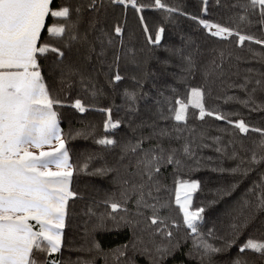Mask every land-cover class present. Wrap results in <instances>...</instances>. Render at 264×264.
Returning <instances> with one entry per match:
<instances>
[{"label":"snow or ice","instance_id":"6c2138e0","mask_svg":"<svg viewBox=\"0 0 264 264\" xmlns=\"http://www.w3.org/2000/svg\"><path fill=\"white\" fill-rule=\"evenodd\" d=\"M202 3L206 15L208 0ZM52 4L53 0H0V264H62L52 256L63 247L68 202L78 196L71 189L72 177L80 173L111 176L117 191L87 208L85 214L94 222L86 227L84 243L77 249L83 255L69 264H96L98 257L104 264H137V256L147 264H168L169 260L173 264H264V127L252 125L239 111L222 108L238 105L249 113L264 112V0H233L229 19L234 26L191 17L211 37L235 38L238 48L247 42L246 56L224 48L206 55L183 37L180 46L164 49L168 55L157 58V63L163 74L185 87L186 100L178 97L176 87L169 88L172 96L159 89L153 96L155 82L145 91L150 79L159 78L157 73L145 70L135 50L125 45L124 27L116 24L109 30L100 20L106 5L131 7L137 13L152 8L166 13V18L184 15L180 8L166 0L150 4L87 0L86 5L56 8ZM86 14L90 18L85 24ZM49 16L62 21L47 27L49 36L60 39L68 52L75 49L74 59L67 63L65 51L41 43ZM140 21L148 34L142 15ZM252 28L260 35L245 31ZM164 31L159 27L154 37L147 35L148 43L160 46ZM48 52L57 54L54 70L59 71L62 84L70 87L78 79L92 101L117 94L123 101L119 108L124 116L114 120L112 107L75 100L72 107L80 113L106 114L105 135L97 138L92 125L69 133L70 138H93L102 149L87 155L80 165L71 162L60 128L55 109L62 101L52 94L41 73L39 58ZM122 61L136 65L140 74L131 77L135 88L121 91ZM207 118L225 126L205 128L189 122ZM122 127L127 131L117 138L115 130ZM227 160L238 163L225 168ZM96 161L100 166L93 167ZM201 170L233 177L213 190L214 199L207 206L230 197L244 179L257 173L226 212L227 223L219 228L213 223L205 230L206 207L193 208L201 181L190 177ZM99 204L105 211H97ZM108 222L114 228L130 229L131 236L126 243L105 250L96 233L109 231ZM234 247L238 251L233 257L229 254Z\"/></svg>","mask_w":264,"mask_h":264},{"label":"trees","instance_id":"16d2710c","mask_svg":"<svg viewBox=\"0 0 264 264\" xmlns=\"http://www.w3.org/2000/svg\"><path fill=\"white\" fill-rule=\"evenodd\" d=\"M140 2L150 4L152 0H140ZM166 2L171 6L180 8L185 14H175L166 18V13L152 8H146L142 13H137L131 7L125 9L121 5H106V9L101 14L100 20L109 30L116 24L124 27L123 39L125 45L135 50L136 58L144 62L142 67L145 68V70L157 73L159 78L156 79L154 77L150 79L145 84V91L153 88V82H155L156 88L153 89V96L157 95V89L164 91L165 95L172 96L169 88L176 87L178 88V97L186 100L187 92L185 87L177 84L171 75L163 74L161 65L157 63V58L162 60L168 55L164 50L165 48L180 46L182 43L181 38L183 37L185 40L190 38L194 41L196 45L201 47L206 55L212 49L224 48L233 50L236 54L246 56L248 55L247 47L249 45L246 42L244 48H238L235 44V38H232L231 41H223L211 37L207 33V30L203 29L196 20L191 19V17L195 16L222 25L234 26L229 19L233 12L230 8L233 0H219V4L217 0H208V11L206 15L202 11L204 7L202 0H166ZM61 4L76 7L77 5H86L87 0H53L52 7L56 8ZM141 15L143 16L144 24H146L149 29L148 34L145 33L144 26L141 24ZM89 18L90 14H86L84 17L85 24ZM53 23H62V21L54 20L51 16L46 19L45 29L42 30L41 33V43H47L52 47L65 51V63H67L69 60L74 59L75 49L73 52H68L60 39L49 36L47 27ZM159 27H163L165 31L160 46L156 47L148 43L147 35L150 34L154 37ZM245 31L255 33L257 36L260 35L257 28L245 29ZM250 46L254 49L260 48V46L255 44H251ZM56 62L57 54L53 52H48L39 58L41 73L45 83L48 85L52 94L62 101V104L56 106L55 110L58 112L63 137L67 141L66 147L69 150L71 162L74 165H80L87 155L100 153L102 149L93 142V138H70L69 133L74 135L75 130L86 125H92L95 128V135L97 138L105 135L103 124L106 119V114L96 110L80 113L72 107L75 100L81 99L85 104L94 103L98 108L112 107V118L114 120L121 119L124 116L123 109L119 108L123 101L118 94L115 96L108 95L96 101H92L82 90L78 79L71 81L70 87L67 83L62 84L59 71L54 70ZM120 73L125 76V79L119 86L121 91L124 88L132 89L136 87L135 82L131 79L133 75L140 74V70L136 65L122 61ZM192 83L195 85L196 81L194 80ZM175 98L176 97H173V100ZM209 103L218 102L210 101ZM222 108L224 111H239L241 116L252 125L264 127V112L249 113L246 109H242L238 105H222ZM191 111L190 109V112ZM239 118L238 116L233 117V119ZM189 122L205 128L209 126H225L222 121H215L212 118H207L205 122L190 119ZM126 131L127 129L122 127L115 130L114 134L119 138V136H122ZM211 134L216 135L217 133L212 131ZM207 154L213 155L211 152ZM100 163V161H96L93 167L100 166ZM237 163V161L227 160L224 162L223 167L232 168L235 167ZM185 178L188 177L186 176ZM190 178L201 181V190L196 192L193 197V208L200 206L206 207L204 214L206 230L208 227H211L213 223L216 224L217 228L220 227L222 222L227 223L226 212L241 199L245 190L250 186L252 181L257 178V173L254 172L247 179H244L230 197H226L211 206L207 205L209 201L214 199L213 190L219 188L222 184L232 182L233 177L228 174L221 175L209 170H201L193 172ZM237 179H239V177H237ZM169 182L171 183V180H169ZM71 189L76 192L78 196L75 199H70L68 202L65 228L63 230V247L60 253L52 256V259L61 261L62 264H69V261H75L78 256L83 255L77 251V249L84 243L83 237L86 227L90 228L91 224L94 222V220H90L85 214L87 208L103 201L109 194L117 191L116 187L111 182V176L102 178L99 176L85 175L83 173L73 175ZM97 211H105L103 204H99ZM261 219H264V216H262ZM107 227L110 229L109 231H100L96 233V239L105 250L126 243L131 236V231L128 228H114L111 222H108ZM248 232H253V229L249 228ZM247 234L248 233H245V236L241 238V242L246 238ZM183 251H187V246H185ZM237 251V247H234L229 255L234 257ZM38 255L41 260L44 259L42 254ZM245 255L251 256L252 254L246 253ZM136 260L137 264H147L146 259L143 257L137 256ZM96 264H104L103 258L98 257ZM168 264H173V261L169 260ZM257 264H259V262H257Z\"/></svg>","mask_w":264,"mask_h":264},{"label":"crops","instance_id":"0c3cea01","mask_svg":"<svg viewBox=\"0 0 264 264\" xmlns=\"http://www.w3.org/2000/svg\"><path fill=\"white\" fill-rule=\"evenodd\" d=\"M45 150H48L47 148Z\"/></svg>","mask_w":264,"mask_h":264}]
</instances>
